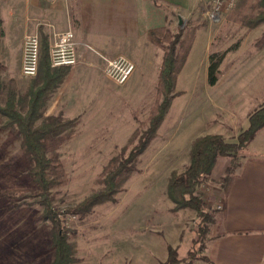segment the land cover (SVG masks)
<instances>
[{
    "label": "rangeland",
    "instance_id": "1",
    "mask_svg": "<svg viewBox=\"0 0 264 264\" xmlns=\"http://www.w3.org/2000/svg\"><path fill=\"white\" fill-rule=\"evenodd\" d=\"M13 1L0 0V105L4 104L8 81L13 79L17 109L24 113L30 87L35 80L40 83L42 75L26 77L21 74L17 47L12 40L21 30L32 24V29L37 30L47 20L42 17L36 20L29 10V13L23 12L21 6L24 9L26 3L19 5ZM70 1L71 28L75 31V4ZM198 1L193 18L174 16L172 23L176 26L167 27L173 33L182 28L187 41L191 35L194 41L198 31H206L213 37L209 55L214 54L216 59L223 54L228 61L239 50V59H248L235 69L236 75L257 76L260 67L251 57L256 49L264 46V22L250 28L242 22V17L256 16L264 11L262 0H235L232 7L224 8L219 14L214 11L211 0ZM186 45L187 42L180 47L182 52ZM86 47L90 51L94 49L90 44ZM197 50H193L188 60L187 55L179 70L168 112L139 155L135 172L114 200L93 206L83 216L72 209L102 186V171L109 160L116 155L127 156L148 129L149 118L162 100L157 95V79L150 75L143 83L132 82L131 75L127 82L118 84L106 75L104 65L109 57L102 54L96 65L89 68L90 72L74 69L73 73L71 69L87 63L78 53V62L49 94L43 116H65L62 112L67 108L62 112L51 108L61 90L64 98L72 100L68 108H76L77 124L73 135L55 149L65 181L50 190L51 203L69 230V243L75 257L71 264H128L124 260L130 254V239L136 235L144 237L146 233L141 230L146 227L151 234L162 237L161 240L180 238L178 249L173 247L179 259L186 261L192 249L195 254L202 255L225 183L237 171L245 147L231 156H217L212 170L197 186L196 194L203 200L205 216L191 207L173 210L174 203L167 196L168 179L172 171L186 169L197 138L211 133L236 141L248 127V123L243 122L245 109L254 111L262 106L263 100L253 99L244 91L238 93L240 98L235 101L224 99L221 82L222 77L228 75V64L222 66V58L217 73L220 82L210 88L206 81V52L203 55ZM84 74L94 77V81H84ZM194 77L196 80L192 79ZM232 84L242 87L236 81ZM247 87L253 90L254 84ZM31 165L18 129L7 124V117L0 113V191L8 188L13 195L5 197L0 192V264H50L53 257L52 221L39 202L41 197L30 175ZM194 239L197 241L193 242Z\"/></svg>",
    "mask_w": 264,
    "mask_h": 264
},
{
    "label": "crops",
    "instance_id": "2",
    "mask_svg": "<svg viewBox=\"0 0 264 264\" xmlns=\"http://www.w3.org/2000/svg\"><path fill=\"white\" fill-rule=\"evenodd\" d=\"M14 1L19 5L26 3L24 9L21 6L23 12H32L36 20L38 17L47 20L37 30L32 29L33 24L31 23L32 25L29 28L21 30L13 38L12 42L18 51L19 70L22 62L23 39L28 32L27 30H30L29 33L39 34L41 49L42 39H45L49 50V45L55 34L71 28L69 6L71 1L54 0L53 3H49V0ZM73 4H75L74 11L76 14L77 28L74 33L77 52L87 60V63H80L83 67L79 68L77 66L71 69V72L74 73V69L77 72L82 69V71L90 72L91 67L96 65L97 59L100 58V54L109 58L123 55L135 64L132 82L143 83L146 77L150 75L155 76L156 79L158 78L163 57L162 49L148 39V31L151 28L160 26L173 28V26H176L175 22L172 23L175 20L174 16H177V19L183 15L185 19L193 18L195 15L194 9L198 6L199 1L73 0ZM212 40L213 37L210 34L208 35L206 31L203 33L198 31L187 57L188 60L195 49L202 51L203 55L206 52V56L204 55L207 59L206 73L209 64V47ZM89 44L95 50H88L86 45ZM240 55L241 51L238 50L237 55H232L228 61L223 58L222 66H226V64L229 66L228 75H224L221 82L223 98L235 101L240 98L238 93L244 91V93L251 95L253 99L257 97L260 100L262 99L261 105H263L264 46L261 50L256 49L251 57L256 62L255 65L260 67L259 74L253 78L245 77L244 74V76H240L241 78L236 75L235 69L248 59L244 57L241 60L239 59ZM237 73L239 75V72ZM94 79V77L91 78L85 75L83 80L91 83ZM192 79L196 80L195 77ZM206 81L210 88L216 87L220 82L217 78L215 84L210 85L207 75ZM232 81H236L242 87L236 86V84L231 85ZM251 83L254 84L253 90L247 87ZM62 93L63 90L55 97L51 108L52 110L59 109V112H62L65 107L67 109L62 114L68 119H73L76 108H68L72 100L69 101L68 97L64 98ZM259 107L257 106V108ZM251 112L245 109L243 122L248 123V116ZM242 154L238 169L231 174L227 191L223 192L219 210L216 212L214 222L208 233L202 253L208 260L196 259L192 264H264V126L256 131ZM146 229L147 227L141 230L146 233L144 237L141 238L136 235L130 239L132 245L129 256L124 260L125 263L161 264L167 259L169 246L178 249L180 238H171L168 241L161 240L162 237L153 235Z\"/></svg>",
    "mask_w": 264,
    "mask_h": 264
},
{
    "label": "trees",
    "instance_id": "3",
    "mask_svg": "<svg viewBox=\"0 0 264 264\" xmlns=\"http://www.w3.org/2000/svg\"><path fill=\"white\" fill-rule=\"evenodd\" d=\"M261 2L264 5V0ZM242 22L253 28L258 23L264 22V11L256 16L244 15ZM187 38H184L182 28H179L176 33L167 26L151 28L148 31V39L163 51L157 78V95L161 96L162 100L156 105L149 118V127L140 137L138 145L127 156L116 155L109 160L102 171V186L79 202L72 209L73 212L83 216L93 206L114 200L115 195L121 191L124 183L137 169L139 155L154 136L175 95L177 74L193 42L192 35L188 41ZM186 42V48L182 52L180 47H184ZM222 56L223 54L215 59L214 54L209 55L207 77L210 85L217 81ZM68 71L69 66L55 68L50 65L48 45L46 40L42 39L41 57L36 74H41L42 80L40 83L36 80L32 83L26 111L21 113L17 109L18 100L13 79H9L4 104L0 105V113L7 117V124L15 125L22 137V148L32 163L30 175L37 185L38 196L41 197L39 202L44 205L46 216L52 221L53 257L50 264H71L75 260L69 243V230L62 224L59 213L51 203L50 190L65 181L62 177V163L56 156L55 149L61 141L73 135L77 120L64 118L61 114L43 116L42 112L49 94L63 81ZM263 126L264 104L249 114L248 127L237 136L236 141H228L220 134L211 133L197 138L192 144L190 162L186 169L182 172L172 171L168 179L167 196L174 203L173 210L191 207L199 215L205 216L203 200L196 194L197 186L212 170L217 156L235 154L239 149L244 148L256 131ZM230 179L231 176L225 183V192ZM0 192L5 197L13 196L12 193L10 195L8 188ZM196 241V239L193 240V242ZM196 259L208 260L204 255L195 254L192 249L188 252V259L183 261L178 258L177 251L169 246L167 259L161 264H192Z\"/></svg>",
    "mask_w": 264,
    "mask_h": 264
},
{
    "label": "built area",
    "instance_id": "4",
    "mask_svg": "<svg viewBox=\"0 0 264 264\" xmlns=\"http://www.w3.org/2000/svg\"><path fill=\"white\" fill-rule=\"evenodd\" d=\"M54 1V0H49ZM214 11L219 14L224 8L229 9L235 0H211ZM224 6V7H223ZM92 49V48H90ZM94 50V49H92ZM49 62L52 67L73 66L78 62L75 33L71 28L55 34L49 45ZM41 54V37L32 32L23 39L21 74L26 77L36 76ZM106 75L118 84H124L135 71V64L129 58L119 55L105 60Z\"/></svg>",
    "mask_w": 264,
    "mask_h": 264
}]
</instances>
